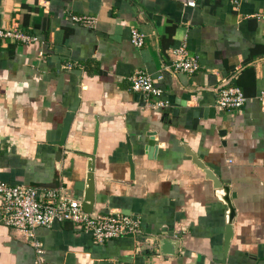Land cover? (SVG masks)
Segmentation results:
<instances>
[{
  "label": "crops",
  "instance_id": "obj_1",
  "mask_svg": "<svg viewBox=\"0 0 264 264\" xmlns=\"http://www.w3.org/2000/svg\"><path fill=\"white\" fill-rule=\"evenodd\" d=\"M0 28L36 39L0 40V180L81 200L90 164V213L141 223L99 244L69 222L26 234L0 221V264H125L155 237L177 246L154 264H264V0H0ZM183 45L193 74L171 68ZM136 72L162 76L165 107L131 91ZM225 86L242 107H217ZM184 147L235 195L226 253V207Z\"/></svg>",
  "mask_w": 264,
  "mask_h": 264
},
{
  "label": "built area",
  "instance_id": "obj_2",
  "mask_svg": "<svg viewBox=\"0 0 264 264\" xmlns=\"http://www.w3.org/2000/svg\"><path fill=\"white\" fill-rule=\"evenodd\" d=\"M193 6L194 1H188ZM75 22L93 27L95 19L73 17ZM0 40L29 44L36 39L17 29H1ZM131 43L135 47L144 45L143 36L133 29ZM174 60L173 71L193 74L199 70L200 64L196 57L188 52L185 45L172 51ZM72 65L68 64L67 68ZM162 79L147 73L136 72L130 77V89L133 93L146 97V105L150 108H163L166 102L161 99L162 90L156 83ZM258 99L264 101V91ZM247 98L236 87H221L217 92L216 104L222 110L231 111L242 107ZM0 221L7 227L30 234L37 227L50 228L54 223L69 222L76 229L91 235L95 243H105L112 239L134 236L141 233L139 219L121 214H91L84 211L80 200L69 197L61 190L36 189L27 186H9L0 180Z\"/></svg>",
  "mask_w": 264,
  "mask_h": 264
},
{
  "label": "water",
  "instance_id": "obj_3",
  "mask_svg": "<svg viewBox=\"0 0 264 264\" xmlns=\"http://www.w3.org/2000/svg\"><path fill=\"white\" fill-rule=\"evenodd\" d=\"M78 72V71H77ZM76 73V71H75ZM139 97L143 100L145 96L139 94ZM77 103V101H76ZM76 111V104L69 109V114L67 115L66 122L63 128V135L67 132L70 121ZM210 114L212 110L209 111ZM196 116V114H195ZM198 116H200V112H198ZM212 117V114L210 115ZM150 147L153 146V143H149ZM154 148V146H153ZM185 153L192 160V163L200 169L204 174L206 179L211 180L213 183L214 189H216V197L220 202H222L226 207V231L224 236V253L228 250L230 238L232 235V222L234 217V207L232 205V198H234V194L230 193V189L226 185H222L221 181L214 175V173L208 169L205 164L187 147H184ZM93 176H92V167L89 166L86 169V189L84 191V195L80 200L82 207L85 212H91L92 207L94 205V196H93ZM149 248L145 250L144 256H135L131 255L128 261L125 264H154L157 262L159 256H171L174 255L177 243L169 238L163 237H155V239H151L148 243Z\"/></svg>",
  "mask_w": 264,
  "mask_h": 264
}]
</instances>
